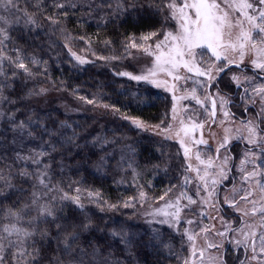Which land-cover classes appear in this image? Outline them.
Segmentation results:
<instances>
[{
	"label": "trees",
	"instance_id": "trees-1",
	"mask_svg": "<svg viewBox=\"0 0 264 264\" xmlns=\"http://www.w3.org/2000/svg\"><path fill=\"white\" fill-rule=\"evenodd\" d=\"M173 1L15 0L11 11L0 3L5 264L184 263L183 234L129 220L139 192L157 202L167 186L162 170L172 178L181 163L177 144L140 133L127 119L158 124L170 100L121 75L136 70L131 56L140 42L157 40L171 24ZM70 51L90 62L76 63ZM79 99L89 111L67 113L64 104Z\"/></svg>",
	"mask_w": 264,
	"mask_h": 264
},
{
	"label": "rangeland",
	"instance_id": "rangeland-1",
	"mask_svg": "<svg viewBox=\"0 0 264 264\" xmlns=\"http://www.w3.org/2000/svg\"><path fill=\"white\" fill-rule=\"evenodd\" d=\"M183 2L174 0L171 3L179 6ZM187 2L192 3L193 0ZM240 2L217 0L221 8L229 12L230 20L239 18V26L232 29L233 36L238 34L240 27L250 30L246 17L236 10ZM247 2L253 5L251 9H243L249 15L258 17L259 10H264L259 0ZM169 12L172 15L170 8ZM181 23L177 13L157 40L150 42L145 39L139 46L135 43L138 49L133 50L131 61L136 70H124L121 74L131 81L136 80L132 78L135 76L147 77L140 79L144 81L140 83L142 87L150 88L151 85L169 98V110L158 124H148L135 118L127 120L140 133H149L162 142L177 144V160L181 163L179 171L172 178L171 172L162 170L167 186L162 188L157 202H150L148 194L143 190L139 192L136 199L131 201L132 206H129V220L135 222L137 219V223L146 224L159 223L175 233L183 234L186 243L183 246V264H264V255L260 253V235L264 234V226H261L264 223V212L261 211L264 209V192L260 188L264 184V151L252 149L262 142L260 137L264 134L258 132L257 117L253 112L246 122L235 119L228 107L234 98L218 88L224 85L230 86L232 90L231 85L243 87L245 98L254 106L258 104L264 117V94L256 91L264 88V78L246 70L249 67L257 74L264 75V69L256 67V63H264V52L257 53L247 45L242 58L239 51L228 50L221 52V59L217 60L211 50L195 49L197 53L203 51L206 55H198L195 61H189L192 71L184 66L180 58H177V66L173 67L165 63L170 54L175 55L173 42L170 38L168 41L164 38L168 32L178 34ZM157 44L161 45L159 49L156 48ZM257 48L264 49V44H258ZM70 55L78 64L90 62L88 57L79 52L70 51ZM157 56H161L160 61L156 60ZM224 56H227V60ZM234 63L245 69L231 68L219 78L222 71ZM222 65L221 71L219 69ZM197 67L200 71L208 70L207 74H198ZM48 95L57 94L53 92ZM211 97L217 105L215 120L212 117ZM80 101L67 102L63 107L69 114L87 113L88 103ZM97 110L96 115H99L100 111ZM249 129L257 133L255 145L249 143ZM127 155L131 158L132 150ZM119 159L129 165L127 172L132 170L133 176L138 175L132 162H128L130 159L125 156ZM252 172L256 175H249ZM242 194L247 198L241 199ZM189 197L194 202H190ZM253 240L256 242L255 253L251 247Z\"/></svg>",
	"mask_w": 264,
	"mask_h": 264
},
{
	"label": "snow or ice",
	"instance_id": "snow-or-ice-1",
	"mask_svg": "<svg viewBox=\"0 0 264 264\" xmlns=\"http://www.w3.org/2000/svg\"><path fill=\"white\" fill-rule=\"evenodd\" d=\"M226 2V0H225ZM0 3L3 4L5 11H11L16 7L15 0H0ZM260 5H264V0H259ZM63 7V5H59ZM168 7L172 10V15L175 17L177 13L179 18L182 21L180 24V32L176 35L168 32L165 36V41H168L169 38L173 42V50L175 55H169V58L165 61L167 64H171L173 67L177 66V58L183 60V64L188 68L189 71H192V67H189V61H195L196 57L199 55L203 57L206 55L205 52L197 53L195 49H209L214 57L217 60L221 59V52H227L228 50L239 51L241 58L244 55V49L247 45H250L252 49L256 50L257 53L264 52V49H258V44H264V10H259V16L255 17L249 15L246 12H243V9L253 8L251 3H248L247 0H241L239 4L236 5V10L241 12V15L246 17L247 21L250 24V30H244L243 27L239 28L238 34L233 36V28L239 26V18L236 20L229 19V12L221 8V4L217 3V0H193L192 3H188L187 0H184L179 6L170 3ZM188 9L189 11H186ZM257 19L259 22L257 23ZM0 21H5V17L0 15ZM253 30L255 35L253 34ZM6 29L0 27V33H4ZM147 39V37H145ZM132 47H137L135 43L132 44ZM161 45L157 44L156 48H160ZM218 49L220 51H218ZM186 58V59H185ZM227 60V56L223 57ZM161 56H157L156 60L160 61ZM83 62V61H82ZM19 67L25 68L23 63L19 64ZM256 67L264 69V63H256ZM197 73L200 75L207 74L208 70L200 71L197 67ZM219 70H223V65ZM133 79H147L144 76H135ZM258 93L264 94V88L256 89ZM137 123V127H139ZM250 139L249 143L257 144V133L254 129H249ZM261 143L258 145L262 151H264V136L260 137ZM223 146V145H222ZM26 175V173H25ZM251 176H255L256 173H249ZM261 191L264 192V184L260 185ZM241 199H246V195H241ZM190 202L191 198L189 197ZM254 203V202H253ZM255 209H253V212ZM264 212V209L261 210ZM50 214V213H49ZM247 214V213H245ZM261 226H264L262 223ZM14 231H19L18 229H13ZM5 227L4 231L11 234V231ZM223 235V233H221ZM0 239H4L0 237ZM191 239V237H189ZM261 248L260 253L264 255V234L260 235ZM12 242L9 241V244ZM255 240L251 242V247L255 253ZM3 253V245L0 244V264H5V256ZM254 258H256L254 256Z\"/></svg>",
	"mask_w": 264,
	"mask_h": 264
},
{
	"label": "flooded vegetation",
	"instance_id": "flooded-vegetation-1",
	"mask_svg": "<svg viewBox=\"0 0 264 264\" xmlns=\"http://www.w3.org/2000/svg\"><path fill=\"white\" fill-rule=\"evenodd\" d=\"M246 70L251 71V73H254V75H258L260 77L259 74H257V72L255 70H253L252 68L250 69L249 67L246 68ZM233 87V90L230 86H219V90H225L223 91L224 94L231 96L232 98H234L232 101H230L228 103V107H229V111L231 113V115L233 117H235V119L242 121V122H246L249 120V115L253 112L257 121V128H258V132L259 133H263L264 134V117L261 114V107L258 104H255V106L253 104L250 103V101L248 99L245 98V94L244 92V88L241 86H234L231 85ZM237 97V98H235ZM212 99V97H211ZM211 101V100H210ZM212 105V103H211ZM234 107V110L232 109ZM259 110H258V108ZM213 117V116H212ZM214 120V119H213ZM241 146L245 147L243 142H240ZM260 150V147L258 145H256L254 148H252L253 150L255 149ZM231 150V149H230ZM226 261V259H225Z\"/></svg>",
	"mask_w": 264,
	"mask_h": 264
},
{
	"label": "water",
	"instance_id": "water-1",
	"mask_svg": "<svg viewBox=\"0 0 264 264\" xmlns=\"http://www.w3.org/2000/svg\"><path fill=\"white\" fill-rule=\"evenodd\" d=\"M231 68H239L243 70L245 69L242 65L238 63L231 64L222 71L219 78H221L226 73V71L230 70ZM260 77L264 78V75H260ZM211 103H212V116H213V119L215 120L217 118V105H216V101L214 98L211 99Z\"/></svg>",
	"mask_w": 264,
	"mask_h": 264
}]
</instances>
